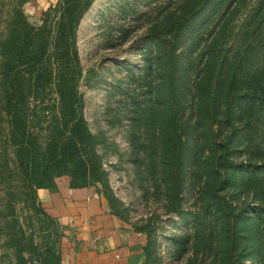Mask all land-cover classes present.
I'll list each match as a JSON object with an SVG mask.
<instances>
[{
  "label": "rangeland",
  "instance_id": "1",
  "mask_svg": "<svg viewBox=\"0 0 264 264\" xmlns=\"http://www.w3.org/2000/svg\"><path fill=\"white\" fill-rule=\"evenodd\" d=\"M62 2L0 0V46L13 27L52 33ZM68 40L93 189L141 264H264V0H92ZM3 79L0 55V264H44L77 230L38 191L26 202ZM58 103L49 87L27 101L41 143Z\"/></svg>",
  "mask_w": 264,
  "mask_h": 264
},
{
  "label": "trees",
  "instance_id": "2",
  "mask_svg": "<svg viewBox=\"0 0 264 264\" xmlns=\"http://www.w3.org/2000/svg\"><path fill=\"white\" fill-rule=\"evenodd\" d=\"M91 1L63 0L52 33L51 28L46 30L41 19L40 26L30 24L23 33L13 27L0 46L3 111L10 128L9 139L16 147L18 176L27 187L29 205L35 204L38 189L55 188L57 179L62 176L69 178V188L104 183L105 173L95 150L97 140L77 109L79 96L74 76L71 71L66 72L72 59L62 55L79 16ZM49 47L52 49L47 55ZM47 87L57 94L59 103L44 107L50 116L44 128L45 141L41 143L39 136L29 130L30 123L38 116L34 114L30 118L26 106L29 97L38 98ZM43 263L61 264V252L46 248Z\"/></svg>",
  "mask_w": 264,
  "mask_h": 264
},
{
  "label": "crops",
  "instance_id": "3",
  "mask_svg": "<svg viewBox=\"0 0 264 264\" xmlns=\"http://www.w3.org/2000/svg\"><path fill=\"white\" fill-rule=\"evenodd\" d=\"M94 186L69 188V178L57 179L56 187L38 189L43 204L77 231L61 252V264H141L138 240L125 224L109 214L104 198Z\"/></svg>",
  "mask_w": 264,
  "mask_h": 264
}]
</instances>
